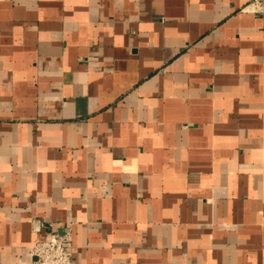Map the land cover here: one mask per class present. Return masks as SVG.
Listing matches in <instances>:
<instances>
[{"label": "crops", "instance_id": "0c3cea01", "mask_svg": "<svg viewBox=\"0 0 264 264\" xmlns=\"http://www.w3.org/2000/svg\"><path fill=\"white\" fill-rule=\"evenodd\" d=\"M250 2L0 0V264H264Z\"/></svg>", "mask_w": 264, "mask_h": 264}, {"label": "built area", "instance_id": "2783aa9c", "mask_svg": "<svg viewBox=\"0 0 264 264\" xmlns=\"http://www.w3.org/2000/svg\"><path fill=\"white\" fill-rule=\"evenodd\" d=\"M246 10L264 20V0H251ZM42 227L47 228L44 224ZM30 254L33 258L31 264H73L71 229H67L63 235L50 233L45 240L31 247Z\"/></svg>", "mask_w": 264, "mask_h": 264}]
</instances>
